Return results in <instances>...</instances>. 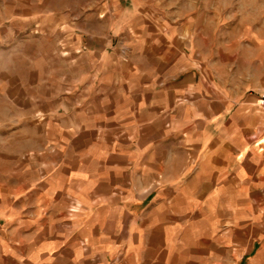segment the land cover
Instances as JSON below:
<instances>
[{"label": "crops", "instance_id": "crops-1", "mask_svg": "<svg viewBox=\"0 0 264 264\" xmlns=\"http://www.w3.org/2000/svg\"><path fill=\"white\" fill-rule=\"evenodd\" d=\"M31 10L1 28L0 264H264V39Z\"/></svg>", "mask_w": 264, "mask_h": 264}, {"label": "rangeland", "instance_id": "rangeland-1", "mask_svg": "<svg viewBox=\"0 0 264 264\" xmlns=\"http://www.w3.org/2000/svg\"><path fill=\"white\" fill-rule=\"evenodd\" d=\"M27 3L36 13L45 11L48 15L59 14L64 18L78 15L80 19L93 16L92 24L84 22L79 25L83 30L94 29L99 33L107 29V22L111 21L114 43L118 39L119 18L131 16L137 19L148 14L168 18L203 15L211 22L208 30L217 36L222 33L224 39L231 33L264 39V0H0V34L1 28L8 26L13 13L22 12ZM132 5L136 6L135 9ZM8 35L6 32L0 37L6 39ZM248 39L250 41L251 36Z\"/></svg>", "mask_w": 264, "mask_h": 264}, {"label": "built area", "instance_id": "built-area-1", "mask_svg": "<svg viewBox=\"0 0 264 264\" xmlns=\"http://www.w3.org/2000/svg\"><path fill=\"white\" fill-rule=\"evenodd\" d=\"M257 107L261 115L260 128L264 131V92L258 98Z\"/></svg>", "mask_w": 264, "mask_h": 264}]
</instances>
